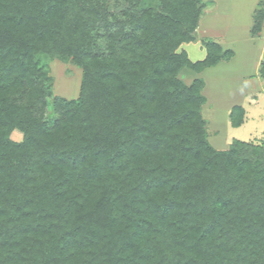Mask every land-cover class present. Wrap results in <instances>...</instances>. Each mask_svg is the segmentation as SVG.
<instances>
[{
    "label": "trees",
    "instance_id": "16d2710c",
    "mask_svg": "<svg viewBox=\"0 0 264 264\" xmlns=\"http://www.w3.org/2000/svg\"><path fill=\"white\" fill-rule=\"evenodd\" d=\"M33 1L0 0V264H264V143L215 151L203 82L176 78L231 57L175 53L201 1L155 0L120 23L105 0ZM40 56L82 69L76 100L48 102Z\"/></svg>",
    "mask_w": 264,
    "mask_h": 264
},
{
    "label": "rangeland",
    "instance_id": "374dc122",
    "mask_svg": "<svg viewBox=\"0 0 264 264\" xmlns=\"http://www.w3.org/2000/svg\"><path fill=\"white\" fill-rule=\"evenodd\" d=\"M42 0H34L39 4ZM109 16L116 22L125 21V13H137L143 8L156 9L155 0H105ZM200 14L192 40L179 44L175 53L183 52L190 63L201 62L206 57V44L218 47L220 53L231 52V57L220 60L212 67L194 71L188 67L178 70L176 78L188 86L195 79L203 82L200 94L205 103L200 115L205 123L207 143L215 151H226L232 140L260 146L264 143V78L259 76L264 60V0H200ZM86 5L97 7L102 0H84ZM261 6L263 18L259 29L251 33L253 16ZM102 31L94 33L96 48L105 44ZM49 78L45 82L48 102L53 98L65 101L79 97L83 77L82 69L70 60L40 56ZM234 107L244 110L242 125L231 127L230 113ZM51 108V107H50ZM52 111H46L50 114ZM235 116V120L238 119ZM9 138L20 142L23 134L13 126Z\"/></svg>",
    "mask_w": 264,
    "mask_h": 264
}]
</instances>
